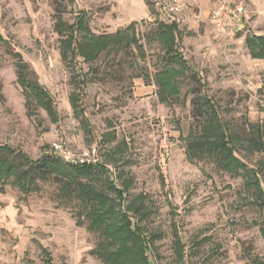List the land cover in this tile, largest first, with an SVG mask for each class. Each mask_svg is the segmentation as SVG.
Segmentation results:
<instances>
[{"label":"rangeland","instance_id":"1","mask_svg":"<svg viewBox=\"0 0 264 264\" xmlns=\"http://www.w3.org/2000/svg\"><path fill=\"white\" fill-rule=\"evenodd\" d=\"M147 1L152 14L145 0H0V34L36 73L57 110L55 120L38 104L28 112L15 59L0 42V160L18 158L3 146L27 157L0 181V264H46L41 246L49 249L55 264H103L90 253L100 236L88 230L86 217L77 215L76 198L61 194L76 181L93 196L101 194L104 207L115 211L131 212L142 201L146 214L138 225L146 237L160 234L150 241L156 264H252L243 253L248 246L264 264V208L257 209L252 189L245 187L250 179L246 172L253 167L264 191V166H259L264 151H248L242 138L236 156L246 165L224 167L215 143L202 139L208 137L202 135L208 117H214L209 104H203L206 98L217 105L231 135L248 137L246 120L264 124V55H256L245 42L246 36L264 35V0H242L248 17L225 35L217 34L208 18L218 0H184L183 11L175 15L163 12L157 0ZM155 19L178 23L180 50L198 74L195 80L190 70H180L169 103H161L156 92L155 73L165 63L162 47L148 36ZM78 20L95 35L137 22L144 52L132 46L117 56L103 52L92 63L81 62L95 78L83 94L93 128L89 140L72 115L71 72L59 54L68 33L84 34L75 28ZM215 129L209 124V134ZM201 140L211 150L190 158L185 146ZM53 143L73 150L96 146L98 162L107 171L77 173L62 159L60 167L50 165L41 156L52 151ZM3 160L0 174L7 166ZM123 178L132 184L122 199L110 179L120 183ZM173 225L184 244L182 259L175 255Z\"/></svg>","mask_w":264,"mask_h":264},{"label":"trees","instance_id":"2","mask_svg":"<svg viewBox=\"0 0 264 264\" xmlns=\"http://www.w3.org/2000/svg\"><path fill=\"white\" fill-rule=\"evenodd\" d=\"M146 5L150 13L152 14L149 1L145 0ZM58 9V8H57ZM78 20L77 26L84 29V34L81 37H76V34H69L64 39L61 40V45L59 48L60 58L67 67L70 69V83L72 85V90L69 93L68 101L70 104V109L72 110V115L76 118L79 125L81 126L83 136L89 140L93 135V128L84 106V95L85 89L88 83L95 80L92 75V71H83L81 68V62L92 63L104 52L107 54L114 53L115 56L120 52H128L132 46H134L139 54H144L142 52V46L139 43L136 23L132 21L127 27L119 29L114 33H103V34H92L86 27L84 23ZM157 24L152 30V33L148 34L155 40L158 41L163 49L162 61H164L165 66L155 73V80L158 84L157 96L161 103H169V97L173 96L179 85V79L176 77L180 70L188 69L191 78L195 79L198 76L197 72H192L187 66L186 59L182 54L179 47V35L180 30L178 28V23L173 21L164 22L162 20H156ZM81 25V26H80ZM0 42L6 45V50L15 59L16 68V80L18 85L21 87L23 96L25 99L26 107L28 112L32 109V104H38L41 108H44L49 117L53 120L57 118V110L55 107L54 100L44 87L41 86L38 81L36 73L29 69L28 64L24 61L22 55L14 50L7 41L0 34ZM245 42L249 47V50H256V55H264V35L253 34L252 36H246ZM79 57L82 59L80 60ZM264 57V56H263ZM171 63L179 66L175 67ZM200 77V76H199ZM195 106L199 105L195 100H193ZM209 104L210 112L214 117H208L212 122L205 125V131L202 132L205 142L215 143L214 149L218 150L221 155V163L224 167L229 165H246L242 162L238 156H236L237 147L236 144L240 142V139H244L245 147L248 151H264V124H254L246 120V125L248 127V137H240V135L234 133L230 134L226 125L222 122L221 115L219 113L218 107L210 98H206L203 104ZM202 107V106H201ZM203 109V108H202ZM209 124L216 128L212 131L213 134H209ZM208 128V129H207ZM209 138V139H208ZM207 139V140H206ZM103 138V142H104ZM109 138L107 139V141ZM106 141V140H105ZM111 141V139L109 140ZM201 141L189 142L187 144V154L190 158L199 157L203 151H209L211 149L206 148L207 143ZM126 143V142H125ZM206 147H205V146ZM116 146V145H115ZM117 148H120L121 142L117 143ZM9 153H14L17 158L14 162H8L6 159H1L5 161L7 166L5 170L0 174V181H6L9 177L10 171L18 167L19 162L26 160L25 153L12 146H3ZM122 149V148H121ZM118 151V150H117ZM121 151V150H119ZM221 151V152H220ZM231 156V157H230ZM42 159L50 162V165L60 167V158L54 153L46 152L42 156ZM227 159L229 162H227ZM17 166L15 167V165ZM73 165L74 171L77 173L88 174L91 170L99 169L102 171H107V166L104 163H93V164H71ZM259 166H264V161L259 162ZM248 177L247 179V189L251 190L252 202L256 205L258 210L264 208V191L260 179V172L257 168L248 167ZM8 171V172H7ZM14 171V170H13ZM29 172L25 173L28 174ZM66 184V182H63ZM74 186L67 185L66 189L63 191V198H76L78 201L77 215L87 218L88 230L97 233L100 236L99 241L96 243L94 248L90 250L91 255L99 258L103 264H156L154 259L151 257V243L152 240L159 237L160 234L152 233L149 237H146L145 231L138 225L137 221L141 220L145 212H142L143 203L140 202L138 207H134L130 211H115L112 206L104 207V200L101 194H96L95 196L90 193L89 189H86L82 182H75ZM121 183V184H120ZM120 183H117L113 179H110V187L118 193L120 198H124L126 195L127 187L132 184L131 178H123ZM28 185V184H26ZM27 187V186H26ZM251 188V189H250ZM27 189V188H26ZM25 189V191H26ZM69 196V197H67ZM81 225V220L76 221ZM173 233V246L176 258L182 259L184 254V244L181 237L177 232V227L172 226ZM46 264H55L53 257L47 247L41 246ZM243 253L246 255L248 260L252 264H263L262 260L251 253V246L243 248Z\"/></svg>","mask_w":264,"mask_h":264},{"label":"built area","instance_id":"3","mask_svg":"<svg viewBox=\"0 0 264 264\" xmlns=\"http://www.w3.org/2000/svg\"><path fill=\"white\" fill-rule=\"evenodd\" d=\"M157 4L168 15L179 14L185 6L184 0H157ZM248 12L242 0H218L208 18L217 34L225 35L241 28L248 17ZM52 151L69 164H93L99 161L96 146L73 150L62 143H53Z\"/></svg>","mask_w":264,"mask_h":264}]
</instances>
